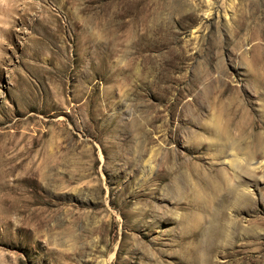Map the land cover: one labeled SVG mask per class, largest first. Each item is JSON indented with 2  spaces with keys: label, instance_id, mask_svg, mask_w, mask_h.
<instances>
[{
  "label": "rangeland",
  "instance_id": "obj_1",
  "mask_svg": "<svg viewBox=\"0 0 264 264\" xmlns=\"http://www.w3.org/2000/svg\"><path fill=\"white\" fill-rule=\"evenodd\" d=\"M0 264H264V0H0Z\"/></svg>",
  "mask_w": 264,
  "mask_h": 264
},
{
  "label": "bare ground",
  "instance_id": "obj_2",
  "mask_svg": "<svg viewBox=\"0 0 264 264\" xmlns=\"http://www.w3.org/2000/svg\"><path fill=\"white\" fill-rule=\"evenodd\" d=\"M132 61H130L129 63H127V70H129L130 68H131V66H132V63H131ZM251 128H253V126H251ZM90 167V166H89ZM88 169V168H87ZM87 169H85V171H87L85 174H84V176H82L81 178H86V177H89L90 176V171L89 170H87ZM80 177V176H79ZM80 178V179H81ZM79 178H72V177H70V178H68V179H66V180H63L64 182H63V186L65 187V186H67V185H69V184H71V183H75V182H78V180H80ZM53 183H56V181L55 180H51ZM87 182H89V181H86V183ZM62 184V183H61ZM134 242H135V240H134ZM141 244H143V243H141ZM135 245H138V243H136L135 242ZM139 246H142V245H139Z\"/></svg>",
  "mask_w": 264,
  "mask_h": 264
}]
</instances>
